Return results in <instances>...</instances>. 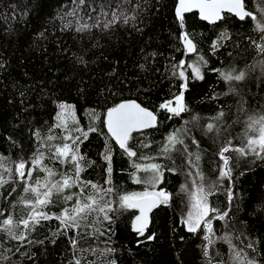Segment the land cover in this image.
<instances>
[{
  "label": "trees",
  "instance_id": "16d2710c",
  "mask_svg": "<svg viewBox=\"0 0 264 264\" xmlns=\"http://www.w3.org/2000/svg\"><path fill=\"white\" fill-rule=\"evenodd\" d=\"M243 2L255 19L224 13L218 22L208 23L196 12L178 20L176 0H85L84 5L79 0H0V174L8 180L0 187V221L8 215L27 218L31 209L21 200H34L35 194L25 193V181L35 185L39 179L50 186L64 176L75 179L73 154L83 157L78 161L82 170L64 195L79 193L77 185L91 182L111 189L99 194L100 207L109 203L113 209L108 213L111 223L103 220V213H93L85 226L67 234L56 219L42 221L23 242L0 232V264H75L77 259L81 264H231L229 245L217 239L226 233L247 258L264 264V159L231 150L258 137L259 125H249L264 117V53L255 46L264 45V0ZM102 6L135 19L77 32V20L95 24ZM73 10L76 16L67 15ZM99 18L103 22L110 16ZM221 33L226 38L220 39ZM184 34L195 51L186 52ZM214 41L221 45L215 51ZM197 67L202 78L195 76ZM239 71L246 73L242 81H225L220 75ZM181 93L186 112L173 116L160 107ZM125 100L137 101L157 118L153 128L131 132L127 144L136 152L131 157L115 145L103 120L108 109ZM221 112L224 115L216 119ZM209 123L215 125L212 132L207 131ZM182 128L187 134L185 144L177 145L180 151L161 155L166 137ZM64 144L74 146L73 152L53 158ZM185 145L193 155L184 152ZM223 147H230L225 155L230 157L231 176L221 178ZM39 152L44 156L37 168L31 160ZM21 160L34 169L32 178L15 173ZM150 164L161 166L158 182ZM44 166L55 175L48 177ZM200 185L206 192L210 188L208 205L217 210L209 216L229 213L225 220H212L216 243L209 246L208 257L202 224L190 232L182 220L191 186ZM151 190L169 198L152 211L141 235L132 225L137 210L121 207L120 198ZM91 194L95 192L89 186L85 195ZM52 199L40 210L59 215L74 202L56 194ZM78 234L73 247L71 238Z\"/></svg>",
  "mask_w": 264,
  "mask_h": 264
},
{
  "label": "snow or ice",
  "instance_id": "6c2138e0",
  "mask_svg": "<svg viewBox=\"0 0 264 264\" xmlns=\"http://www.w3.org/2000/svg\"><path fill=\"white\" fill-rule=\"evenodd\" d=\"M75 2V0H74ZM192 0H180V6L177 8V16L183 20L182 12L190 10L186 5L191 3ZM80 5L85 4V0H79ZM195 6L199 7L201 10L202 18L205 20H215L222 19L220 15V9L222 7L227 6V10L229 12L235 13L239 19L244 20L247 17H252L255 19L253 13L246 11L245 4L243 0H198V3ZM121 7V6H118ZM67 15L76 16L77 10H73V12L68 13ZM99 16L109 17L110 19H106L105 21H101ZM96 19L95 24H90L87 22L81 23L79 19L77 20V32H85L90 31L93 27L103 26L104 29H108L112 25L116 24L118 20L123 19L124 23H127L129 19H135V17H129L123 11H118L117 8H113L109 11H104L103 6L101 7V12ZM214 18V20H213ZM69 24H65V27H69ZM43 36V33H41ZM182 39L185 40L186 47L188 51H195V46L192 44V41L187 38V34H184ZM226 38V33H221L220 39ZM264 38V37H262ZM218 41L213 42V51L216 48L220 47ZM261 53H264V45L257 44L255 45ZM203 61V57L200 58ZM182 65L184 61L180 62ZM189 67H192L189 65ZM195 76L197 78H202L200 75L199 68H193ZM181 77L184 76V72H180ZM221 77L225 81H242L246 73L244 71L235 72H220ZM184 87V86H182ZM173 102L168 101L162 104L160 107L166 109L168 112L172 113L173 116H180L181 113L186 112L188 109L183 103V93L180 96L175 98V106H172ZM70 107L61 105V108ZM224 114L221 112L216 119H219L220 116ZM61 121H63V115L58 114ZM108 119H107V127L112 136L119 143L120 148L124 149L125 152L131 157L136 156V152L131 150V147L127 144V141L130 139V134L134 129H143L149 128L156 124V116L148 111L145 108H142L135 101H129L125 103H121L116 105L113 108L108 110ZM170 119L172 117H169ZM197 117H193V120H197ZM254 125H259L258 137H249L247 140V144L244 147L231 149L235 151L239 156H246L249 152L255 154L257 157L264 159V117H260L257 120L252 121L249 127H253ZM62 126V124L57 125V127ZM215 130V125L209 123L207 125V131L212 132ZM90 131H95V129H90ZM187 134L186 129H177L174 130L166 137V142L164 143L161 149V155L170 156L173 151L179 152L180 149L177 148V145H184L183 136ZM39 139V133L35 134ZM85 137L87 133H84ZM49 140L52 139L51 136L48 137ZM79 140L77 139V143ZM193 144H197L198 142L193 139ZM148 145H142V147H147ZM73 148H70L68 144H64L62 148L58 147L56 152L53 155V158H59L62 156H68L70 152H73ZM259 149V150H258ZM230 151V147H223L219 156L223 161V167L220 170V177H230L231 176V168L229 167L230 157L225 155ZM184 152L188 153L187 145L184 146ZM189 156L193 155L192 153H188ZM44 153L39 152L33 156L31 163L35 165L37 168H40ZM2 159L0 158V168L3 167ZM200 159L199 154H195V161L198 162ZM71 160L75 163V179L72 176H64L61 180L56 181L55 183H51L49 186L48 183H41L39 179L35 181V185L28 184L25 181L24 191L25 193H34L35 199H23L21 202L31 209L28 213L26 219L16 220L13 216L8 215L2 221H0V232L5 233L9 239L16 241H25L27 239V235L34 230L38 225L41 224L42 221H48L52 219H56L60 222V228L63 229V234H67L69 229H80L86 225V222L89 220V217L93 213H103V220L109 221L111 223V217L108 214L113 211L111 205L109 203H105L103 207H100V202L103 200V196L99 195L103 193L106 195L111 189H102L100 186L96 184H91V182H83L77 186L81 188L79 193H71L64 195L65 189H71L73 185L77 184V180L79 177V173L82 170L78 163L79 160H83V157H78L77 155H71ZM193 163V161H189ZM198 167V164L196 165ZM151 169L155 174L156 182L159 180L160 168L161 166L158 164H150L147 166ZM139 168V165H137ZM43 171L48 173V177H52L55 173L44 166ZM11 173V169H5ZM169 171H174V169H169ZM34 169L31 167L26 168V162L21 160L15 166V173L21 179L32 178ZM109 172H111V168H109ZM203 180L202 173H197ZM11 178V177H10ZM8 183V180H5L3 175L0 174V187H3L4 184ZM91 187L95 194L85 195V192L88 187ZM182 190L184 186L182 185ZM45 189L43 192L40 189ZM15 191V189H13ZM56 194L58 197L63 196L65 201H74L72 206L69 208H64L63 211L59 215H49L46 212L41 211L40 209L51 204L53 202V195ZM211 194V190L206 192L205 188L200 185L197 186L196 191L191 194L192 196V210L189 211L187 218L184 223L188 225V230L190 232H196L198 228L201 227V222L203 221V228L206 230V235L204 239L207 241V244L204 246V255L208 257L209 246H212L216 243V240L213 239V227L212 220H225L228 217V212L218 213L216 216H209L210 212H217L216 209L210 208L208 205V195ZM11 195V193H9ZM232 192L229 191L228 197L229 200H232ZM75 198V199H74ZM168 194L165 192L159 193H144L140 196L135 194L126 195L120 198L121 207L128 208H136L139 207L141 211V215L136 217V222L133 223V229L140 233L141 235L144 233L145 228H147V212L151 211L152 208L156 207L159 203H167ZM138 222V223H137ZM21 226L24 231H21ZM91 227L92 225H87ZM95 231H99V229H95ZM92 233L85 232L84 235H91ZM79 234L77 237L71 238V243L73 247L77 245V241L79 239ZM153 237H148V239H152ZM217 239L225 241L229 245V251L231 252L230 261L231 264H257L255 259L247 258V255L244 253V249H237L236 245L232 242V237L229 234H225L222 237H217ZM238 239V237H237ZM31 243V241H28ZM43 243V241H40ZM248 248H253V245L249 243L247 245ZM18 250V249H17ZM108 251H113V249H108ZM6 259V258H4ZM75 264H81L80 260H76ZM112 264H115L113 261ZM209 264H212V261L209 260ZM223 264V262H220Z\"/></svg>",
  "mask_w": 264,
  "mask_h": 264
},
{
  "label": "water",
  "instance_id": "95a60500",
  "mask_svg": "<svg viewBox=\"0 0 264 264\" xmlns=\"http://www.w3.org/2000/svg\"><path fill=\"white\" fill-rule=\"evenodd\" d=\"M176 1H177V3H176V6H175V13H174V14H175L176 17L178 18V20H181V18H179V17L177 16V8H178V6H180V0H176ZM196 3H198V0H192L191 3H188V4L186 5V7H188L190 10L182 12V17H183V15H184L185 13L187 14V13H189V12H196V13H198L199 18H200L201 20L205 21V22H208V23H215V22H218V21H219V20H215V22H212V20H205V19H203V18H202V15H201V10H200V8L197 7V6H195ZM246 11H247V9H246ZM248 12H249V11H248ZM224 13H228V14H231V15L236 16L235 13H233V12H229V11L227 10V6L222 7V8L220 9V15H221V17L223 16ZM236 17H237V16H236ZM238 19H239V17H238ZM213 20H214V18H213ZM184 47H185L186 52H190V51H188V48L186 47L185 40H184ZM129 101H135V100H125V101L120 102L119 104H121V103H125V102H129ZM135 102L138 104L137 101H135ZM117 105H118V104H117ZM139 105H140V103H139ZM115 106H116V105H115ZM115 106H114V107H115ZM140 106H141V105H140ZM141 107L147 109L148 111L152 112V113L156 116V114H155L153 111H151L150 109H148V108H146V107H144V106H141ZM108 110H109V109H108ZM108 110H107L106 113H105V119H103V120L105 121V127H106V129H107V131H108L107 133H109V135H110L111 138L113 139L115 145H117V146L120 148L119 143H118V142L116 141V139L112 136V134L109 132V129H108V127H107V119H108L107 114H108ZM156 121H157V118H156ZM154 126H155V125H154ZM154 126L149 127V128H153ZM149 128L134 129L132 132H134V131H139V132H140V130H145V129H149ZM121 149H122V148H121ZM160 204H161V203L157 204L156 207H158ZM156 207L152 208L151 211H148V212H147V227H148L149 224H150V222H149V220H150V215H151L152 211H153L154 209H156ZM134 209L137 210V213H136V215H135V217H134V219H133V221H132V225H133L134 222H136V217H138V216L141 215V211H140V208H139V207H136V208H134ZM137 223H138V222H137ZM145 229H146V228H145Z\"/></svg>",
  "mask_w": 264,
  "mask_h": 264
},
{
  "label": "rangeland",
  "instance_id": "374dc122",
  "mask_svg": "<svg viewBox=\"0 0 264 264\" xmlns=\"http://www.w3.org/2000/svg\"><path fill=\"white\" fill-rule=\"evenodd\" d=\"M180 95H181V94H180ZM180 95H179V96H180ZM172 102H173L172 106L174 107V106H175V99H174V101H172ZM196 188H197V186H191L190 191L188 192V194H189V198H190V205L188 206L189 208H188L186 214L184 215V217H183V219H182L183 222H184L185 219L187 218L189 211L192 210V203H193V200H192V196H191V194H192L193 192L196 191ZM159 192H161V191L151 190V191L146 192V193H159ZM137 196H138V195H137ZM201 224L203 225V221L201 222ZM184 225H185V227L188 229V225L185 224V223H184ZM213 238H214V237H213Z\"/></svg>",
  "mask_w": 264,
  "mask_h": 264
}]
</instances>
